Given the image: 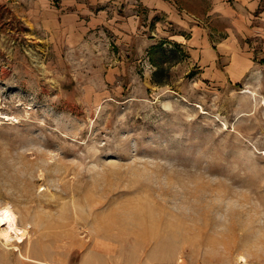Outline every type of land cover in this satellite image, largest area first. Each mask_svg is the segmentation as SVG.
Masks as SVG:
<instances>
[{
	"label": "rangeland",
	"instance_id": "1",
	"mask_svg": "<svg viewBox=\"0 0 264 264\" xmlns=\"http://www.w3.org/2000/svg\"><path fill=\"white\" fill-rule=\"evenodd\" d=\"M173 5L0 0V264H264L263 11Z\"/></svg>",
	"mask_w": 264,
	"mask_h": 264
},
{
	"label": "crops",
	"instance_id": "2",
	"mask_svg": "<svg viewBox=\"0 0 264 264\" xmlns=\"http://www.w3.org/2000/svg\"><path fill=\"white\" fill-rule=\"evenodd\" d=\"M181 8H185L199 17L213 16L214 20H220L222 25H238L244 20L246 14L249 16L253 10L263 11L261 18H264V0H176ZM151 6L157 7L168 12L173 18L177 19L174 0H147ZM232 3V4H231ZM248 16L246 19L248 20ZM180 21V20H179ZM178 21V22H179ZM189 24L188 21H181ZM193 41L202 45L208 53V42L204 31L195 25L193 28Z\"/></svg>",
	"mask_w": 264,
	"mask_h": 264
},
{
	"label": "bare ground",
	"instance_id": "3",
	"mask_svg": "<svg viewBox=\"0 0 264 264\" xmlns=\"http://www.w3.org/2000/svg\"><path fill=\"white\" fill-rule=\"evenodd\" d=\"M31 228L30 223H20L18 215L14 209L9 205L5 204L0 207V238L5 242L16 241V243H23L28 237L29 229ZM21 255V254H20ZM32 261L52 264L48 262H41L38 260L31 259ZM240 261L245 263V259L240 257Z\"/></svg>",
	"mask_w": 264,
	"mask_h": 264
}]
</instances>
